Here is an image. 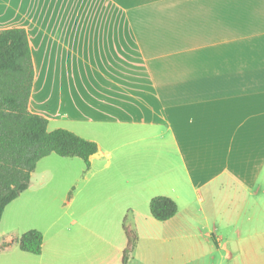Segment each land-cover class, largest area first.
<instances>
[{"label": "crops", "instance_id": "0c3cea01", "mask_svg": "<svg viewBox=\"0 0 264 264\" xmlns=\"http://www.w3.org/2000/svg\"><path fill=\"white\" fill-rule=\"evenodd\" d=\"M8 28L27 33L28 109L49 131L66 122L97 144L90 164L114 152L119 170L128 147L123 183L177 204L165 221L148 206V222L167 226L191 209L184 195L202 205L207 194L216 232L220 215L227 232L247 233L218 236L215 263L264 264V0H0Z\"/></svg>", "mask_w": 264, "mask_h": 264}, {"label": "rangeland", "instance_id": "374dc122", "mask_svg": "<svg viewBox=\"0 0 264 264\" xmlns=\"http://www.w3.org/2000/svg\"><path fill=\"white\" fill-rule=\"evenodd\" d=\"M50 90L59 95L69 91L46 88L44 92L48 94ZM55 97L57 95L52 96ZM59 124L69 126L64 121H55L49 123V128ZM124 150L122 159L126 163L120 170L115 167L114 152L109 165H104L107 158L101 156L93 159L89 168L76 156L61 157L51 153L40 159L30 186L4 208L0 243L12 241L0 248V264H28L29 259L38 260L34 254L20 250L16 243V239L29 229L41 231L45 238L41 253L43 264H97L102 261L119 264L123 251L119 246H126L122 220L128 205L135 207L124 223L136 236L128 255L132 264H198L200 261L216 264L214 243L218 236H222L219 242L223 243L227 238L235 242L247 234L233 231V227L227 232L224 216L220 215H216L219 220V232H216L215 216H210L211 199L207 194H204L202 205L197 202V194L184 195L182 201L192 202L191 209L182 211L167 226L148 222L145 214L149 205L145 200L149 202L152 192L147 191L145 185L131 181L123 183L120 179L130 177L128 147ZM140 255L145 256L142 259Z\"/></svg>", "mask_w": 264, "mask_h": 264}, {"label": "trees", "instance_id": "16d2710c", "mask_svg": "<svg viewBox=\"0 0 264 264\" xmlns=\"http://www.w3.org/2000/svg\"><path fill=\"white\" fill-rule=\"evenodd\" d=\"M33 64L28 36L23 28L0 30V220L4 208L19 193L27 189L37 162L51 153L61 157L76 156L90 166L89 157L97 151L94 141L57 128L49 131L48 120L28 109L33 85ZM149 212L158 221L172 218L177 212L176 202L164 195L149 201ZM127 239L122 251L121 264L136 242L132 230L124 225ZM12 240L0 243V248ZM43 234L37 229L23 232L16 243L20 250L39 255Z\"/></svg>", "mask_w": 264, "mask_h": 264}]
</instances>
